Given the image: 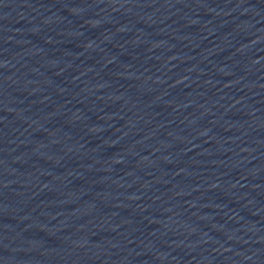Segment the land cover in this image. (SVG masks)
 Here are the masks:
<instances>
[{"label":"water","instance_id":"1","mask_svg":"<svg viewBox=\"0 0 264 264\" xmlns=\"http://www.w3.org/2000/svg\"><path fill=\"white\" fill-rule=\"evenodd\" d=\"M0 264H264V0H0Z\"/></svg>","mask_w":264,"mask_h":264}]
</instances>
